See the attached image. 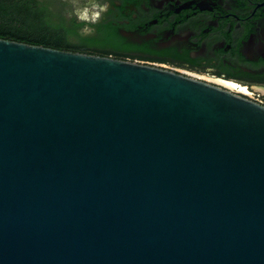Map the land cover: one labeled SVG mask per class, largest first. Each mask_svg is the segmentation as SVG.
<instances>
[{"label":"water","instance_id":"1","mask_svg":"<svg viewBox=\"0 0 264 264\" xmlns=\"http://www.w3.org/2000/svg\"><path fill=\"white\" fill-rule=\"evenodd\" d=\"M0 264H264V105L0 38Z\"/></svg>","mask_w":264,"mask_h":264},{"label":"flooded vegetation","instance_id":"2","mask_svg":"<svg viewBox=\"0 0 264 264\" xmlns=\"http://www.w3.org/2000/svg\"><path fill=\"white\" fill-rule=\"evenodd\" d=\"M127 61L264 105V0H108Z\"/></svg>","mask_w":264,"mask_h":264},{"label":"trees","instance_id":"3","mask_svg":"<svg viewBox=\"0 0 264 264\" xmlns=\"http://www.w3.org/2000/svg\"><path fill=\"white\" fill-rule=\"evenodd\" d=\"M112 14L90 22L75 16L71 0H0V38L126 60ZM85 28L91 33L83 34Z\"/></svg>","mask_w":264,"mask_h":264},{"label":"rangeland","instance_id":"4","mask_svg":"<svg viewBox=\"0 0 264 264\" xmlns=\"http://www.w3.org/2000/svg\"><path fill=\"white\" fill-rule=\"evenodd\" d=\"M75 16L79 20L99 21L107 12L108 0H71Z\"/></svg>","mask_w":264,"mask_h":264},{"label":"clouds","instance_id":"5","mask_svg":"<svg viewBox=\"0 0 264 264\" xmlns=\"http://www.w3.org/2000/svg\"><path fill=\"white\" fill-rule=\"evenodd\" d=\"M91 29H89V28H85L84 30H83V34H90L91 33Z\"/></svg>","mask_w":264,"mask_h":264},{"label":"built area","instance_id":"6","mask_svg":"<svg viewBox=\"0 0 264 264\" xmlns=\"http://www.w3.org/2000/svg\"><path fill=\"white\" fill-rule=\"evenodd\" d=\"M149 65H153V64H149ZM153 66H156V65H153ZM162 68H165V67H162ZM167 69V68H166Z\"/></svg>","mask_w":264,"mask_h":264}]
</instances>
